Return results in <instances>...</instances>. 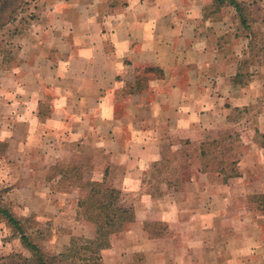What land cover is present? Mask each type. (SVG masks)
I'll return each mask as SVG.
<instances>
[{"label":"crops","instance_id":"1","mask_svg":"<svg viewBox=\"0 0 264 264\" xmlns=\"http://www.w3.org/2000/svg\"><path fill=\"white\" fill-rule=\"evenodd\" d=\"M60 3L51 15L52 29L39 27L32 33L37 40L31 43L36 44L24 39L31 33L25 34L16 51L0 59V74L9 81L2 91H13L8 86L20 82L22 113L36 121L27 125V140L30 132L33 137L38 132L68 133V146L58 145L60 156L51 164L70 162L75 150L91 146L107 158L94 180L109 179L122 193H137L147 169L164 160L168 137L178 140V146H171L175 148L182 147L183 140L201 143L217 128L243 123L241 119L246 116L247 121L255 113V132L264 134V28L260 40L251 28L240 32L229 16H222L224 7L212 6L213 0ZM227 23L234 28L223 29ZM256 44H261L257 50ZM237 75L241 82H234ZM9 100L6 107L13 108L14 96ZM43 145L47 147L46 141ZM21 146L23 152L30 148L24 141ZM62 153L67 161H61ZM198 173V181L183 191L167 183L158 194L149 189L136 199V221L119 242L112 237L111 246L102 251L104 263L122 264L132 251L143 250L156 264H177L181 242L185 261L193 259L192 253L199 258L205 249L200 237L207 228L202 218L210 214L208 232L217 240L213 222L221 210L215 212L218 206L209 204L210 199L200 203L208 195L201 181L205 173ZM184 214L182 226L188 233L181 241L175 229ZM145 221L166 222L171 234L150 237ZM123 247L130 249L125 257L119 252ZM110 252H115L112 262Z\"/></svg>","mask_w":264,"mask_h":264},{"label":"rangeland","instance_id":"2","mask_svg":"<svg viewBox=\"0 0 264 264\" xmlns=\"http://www.w3.org/2000/svg\"><path fill=\"white\" fill-rule=\"evenodd\" d=\"M61 1L69 0H6L5 9L0 12L2 19L7 21V24L0 29V59L11 52L10 50L16 51L25 34L31 33L24 39L30 38L29 43L36 44L35 40L31 43V39L37 40V36L32 33L39 27H46V29L53 27L51 15L53 10L61 4ZM239 1L249 19L253 17L252 30L258 33L260 40L264 28V0ZM223 7L222 16H229L233 26L235 25L240 32L245 33L246 29L238 15H236L237 22L234 21L235 9L229 5ZM39 20H41L40 24L37 23ZM233 26L227 23L223 29L234 28ZM46 39L50 40L51 38L46 37ZM44 44L45 42L42 47L45 46ZM260 45L256 44L255 50ZM232 47L233 45H230V48ZM0 66L4 67V64ZM7 83L9 81L5 82V76L0 74V191H4L3 201L6 204H11L13 212L18 217L30 218L36 222V228L43 235L42 243L45 250L50 254H57L64 251L73 238H80L81 240L78 242L82 243L84 240L95 237V226L85 220L79 212L78 202L84 196L85 189L68 186V181H59L61 175L54 173L55 171L52 169L57 165V163L51 164V161H54L55 155L59 153L58 145L68 146L69 144V141L66 140L68 133L62 131L38 132L33 137L30 132V139L27 140V125L34 126L36 121L34 119L31 122L30 117L25 119L22 113V85L19 84L20 82L17 86H15L16 82L8 86L13 88V91L5 93L2 91V86ZM31 94L36 95V91H32ZM11 96H14L13 108L6 107V102L10 101ZM44 107L46 110L49 109V101H45ZM255 114H252L253 116H250L247 121L245 116L241 119L243 123L235 125L229 123L209 134L207 140L216 137L226 138L222 146L225 147L228 144L233 147L225 156L227 160L234 158L238 160L240 176L223 182V176L204 172L206 176L202 175L201 181L205 185L204 190L207 191L208 196L200 203L207 204L206 200L210 199L209 204L218 206L214 211L220 213L221 210L218 220L213 222L219 238L215 240L209 234L210 214L204 215L202 223L203 227L207 228L200 239L205 241V249L200 252L199 258L195 259L196 255L192 253L193 259L185 261L183 259L185 244L181 242L179 251L176 253L177 259H179L177 264H264V149L259 147L260 141L256 140V135L261 132H255V128H257ZM243 125L248 126L243 127ZM22 141L30 145V148L25 152L22 151ZM45 141L47 147H43ZM178 144L177 139L171 137L166 139L162 155L167 162L163 160L160 164L147 169L142 187L137 193L133 191L121 192L122 203L134 206V201L138 198L141 199V195L145 191L150 189L158 194L159 189H166L167 183L170 188L180 192L198 181L200 178L198 170H201V165L199 152L195 147L200 143L190 142L189 144L184 143L179 148L171 147L178 146ZM67 152L69 151L67 150ZM249 155L253 158L250 161L247 160ZM59 156L60 154L56 157ZM61 157V161H67L66 154L62 153ZM106 160L107 158L103 156L101 150L95 151L90 146L86 151L80 153L75 150V155L70 158V162L59 163L76 166L85 179L94 180L100 177ZM107 163H110V158ZM51 175H55V179H50ZM114 182L106 180V184L111 187ZM211 193H214L216 197L213 198ZM189 202L195 203L191 200ZM144 205L145 202H143ZM205 211L209 213V211ZM186 215H181L179 218L180 221L175 229L177 237L188 233V227L182 226V219ZM162 223L165 224V230H163L165 235L171 234L166 222ZM123 232L116 234L118 242L121 240ZM195 239L198 238L195 237ZM194 245L197 249L199 248L196 241ZM129 250V248L123 247L119 252H122V256L125 257ZM14 252L26 256L31 255L30 251L21 244L20 239L13 236L11 228L4 221H0V264L3 263L7 254ZM218 252L219 254H217ZM131 253L132 255L126 257L122 264L157 263L154 259L149 260L143 250ZM114 255L115 252H110V262L113 261ZM170 255H172L171 252ZM164 260L165 258L159 260L158 263Z\"/></svg>","mask_w":264,"mask_h":264},{"label":"trees","instance_id":"3","mask_svg":"<svg viewBox=\"0 0 264 264\" xmlns=\"http://www.w3.org/2000/svg\"><path fill=\"white\" fill-rule=\"evenodd\" d=\"M6 0H0V12L4 11ZM233 6L241 23L245 28L253 27V17L243 11L239 0H213L212 6L220 9L223 6ZM7 24L0 15V29ZM249 34L251 38L255 32ZM8 52V51H7ZM6 52V53H7ZM11 53V52H8ZM7 53V54H8ZM234 82H241V75L235 77ZM256 140L264 147V134L258 133ZM226 138L216 137L202 141L195 149L199 152L201 170L205 173H217L223 176V182L240 176L237 159H226V153L233 147H223ZM189 144V141H183ZM223 148V149H222ZM52 169L61 175V180L68 181V186L83 187L84 196L79 200L78 207L82 217L95 226V237L78 241L73 238L64 251L57 254L48 253L42 243V232L35 226L36 222L30 218H20L12 210L11 204L3 201V192L0 191V221H4L12 230L13 236L18 237L21 244L30 251L26 256L19 252L9 253L4 257L2 264H104L102 251L112 244V237L123 232L126 227L136 221L135 208L122 203L121 191L108 186L106 179H85L78 171V167L57 163ZM60 169V170H59ZM50 179H55L51 175ZM60 179V178H59ZM264 208V203H263ZM144 230L150 237L165 236L162 222L145 221Z\"/></svg>","mask_w":264,"mask_h":264}]
</instances>
